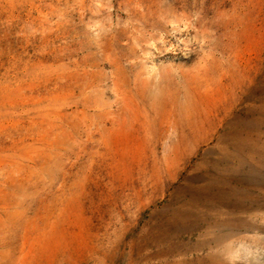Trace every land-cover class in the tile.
I'll list each match as a JSON object with an SVG mask.
<instances>
[{
    "label": "rangeland",
    "instance_id": "1",
    "mask_svg": "<svg viewBox=\"0 0 264 264\" xmlns=\"http://www.w3.org/2000/svg\"><path fill=\"white\" fill-rule=\"evenodd\" d=\"M0 264H264V0H0Z\"/></svg>",
    "mask_w": 264,
    "mask_h": 264
}]
</instances>
